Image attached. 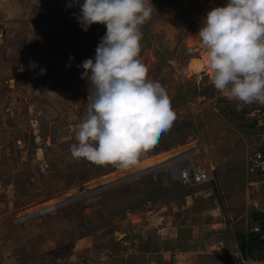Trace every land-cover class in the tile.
Wrapping results in <instances>:
<instances>
[{
	"label": "rangeland",
	"instance_id": "obj_1",
	"mask_svg": "<svg viewBox=\"0 0 264 264\" xmlns=\"http://www.w3.org/2000/svg\"><path fill=\"white\" fill-rule=\"evenodd\" d=\"M219 2L151 0L138 58L176 119L121 168L70 151L88 107L81 65L94 62L106 26L82 30L83 0H0V264H235L246 217L264 210L244 162L245 116L264 121V105L238 110L210 83L196 34ZM191 165L210 180L186 188L169 179Z\"/></svg>",
	"mask_w": 264,
	"mask_h": 264
},
{
	"label": "clouds",
	"instance_id": "obj_2",
	"mask_svg": "<svg viewBox=\"0 0 264 264\" xmlns=\"http://www.w3.org/2000/svg\"><path fill=\"white\" fill-rule=\"evenodd\" d=\"M73 4L79 0H70L68 6ZM79 7L76 19L82 30L102 24L106 33L94 62L87 59L81 65V79L89 82L88 107L71 155L97 165L133 167L176 119L166 89L147 78L148 68L138 58L141 28L154 6L151 0H83ZM196 35L207 53L215 89L238 101V110L264 105V0H227L211 8Z\"/></svg>",
	"mask_w": 264,
	"mask_h": 264
},
{
	"label": "built area",
	"instance_id": "obj_3",
	"mask_svg": "<svg viewBox=\"0 0 264 264\" xmlns=\"http://www.w3.org/2000/svg\"><path fill=\"white\" fill-rule=\"evenodd\" d=\"M51 47H55V42H52ZM255 111L246 114L245 117L250 121V127L253 131L251 141L248 145L247 153L244 158V162L250 170L254 173L252 176V181L248 182L251 186L256 196L261 195L264 192V121L263 120H252ZM33 141L38 142V136H36L35 131L32 132ZM43 168L46 167L45 164L42 165ZM168 177L171 181L178 182L181 186L186 188L197 186L203 184L210 180L207 176V171L205 169L188 166L184 167L182 170L176 174L172 171L167 172ZM145 212L150 211V203L145 201L142 205ZM246 227L244 231V238L247 241L251 238L256 242L257 247L252 248V255L249 257L246 254L242 255L237 249L235 251L234 258L235 264H242L246 261L247 264H251L252 261H264V210L258 209L250 212L249 216L245 219ZM140 226L144 224L142 221L139 223Z\"/></svg>",
	"mask_w": 264,
	"mask_h": 264
},
{
	"label": "trees",
	"instance_id": "obj_4",
	"mask_svg": "<svg viewBox=\"0 0 264 264\" xmlns=\"http://www.w3.org/2000/svg\"><path fill=\"white\" fill-rule=\"evenodd\" d=\"M237 237L240 239V243L238 244V248H239L240 253L242 255L246 254L247 256L250 257L252 255L251 250H252L253 246H254V248L257 247L256 242L254 241V239H251L252 237L247 241V239L244 238V233H242L240 235L237 234Z\"/></svg>",
	"mask_w": 264,
	"mask_h": 264
},
{
	"label": "crops",
	"instance_id": "obj_5",
	"mask_svg": "<svg viewBox=\"0 0 264 264\" xmlns=\"http://www.w3.org/2000/svg\"><path fill=\"white\" fill-rule=\"evenodd\" d=\"M207 2H209V0H207ZM226 3H227V2H225V3H220V2H219V4H218L217 6H215V7H218V6H221V7H222V6H224ZM209 4H210V3H207V5H209ZM0 138H1V137H0ZM150 212H151V211H150ZM150 212H145V213H150ZM156 225L159 226V225H160V222H159V221L156 222Z\"/></svg>",
	"mask_w": 264,
	"mask_h": 264
},
{
	"label": "bare ground",
	"instance_id": "obj_6",
	"mask_svg": "<svg viewBox=\"0 0 264 264\" xmlns=\"http://www.w3.org/2000/svg\"><path fill=\"white\" fill-rule=\"evenodd\" d=\"M206 56H207V54L205 55V56H203V61H204V63L206 62ZM206 64V63H205Z\"/></svg>",
	"mask_w": 264,
	"mask_h": 264
}]
</instances>
